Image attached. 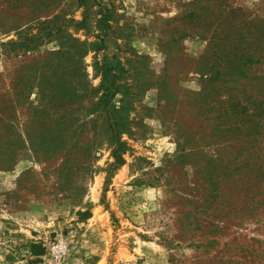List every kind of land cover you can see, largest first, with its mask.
<instances>
[{
  "label": "rangeland",
  "instance_id": "1",
  "mask_svg": "<svg viewBox=\"0 0 264 264\" xmlns=\"http://www.w3.org/2000/svg\"><path fill=\"white\" fill-rule=\"evenodd\" d=\"M263 101L264 0H0V264H264Z\"/></svg>",
  "mask_w": 264,
  "mask_h": 264
},
{
  "label": "trees",
  "instance_id": "2",
  "mask_svg": "<svg viewBox=\"0 0 264 264\" xmlns=\"http://www.w3.org/2000/svg\"><path fill=\"white\" fill-rule=\"evenodd\" d=\"M105 59V58H104ZM106 73L107 74H111V68H109L108 66L106 67ZM107 77V76H106ZM116 79H112L111 83H110V87L114 88V92L112 93V96H116L118 92H120V87L117 85V81H115ZM260 107L262 108V112L261 114L264 116V101L260 104ZM120 149L119 147L114 149L113 151V155L116 158V165H121L125 162L123 156L120 154ZM1 153V150H0Z\"/></svg>",
  "mask_w": 264,
  "mask_h": 264
},
{
  "label": "built area",
  "instance_id": "3",
  "mask_svg": "<svg viewBox=\"0 0 264 264\" xmlns=\"http://www.w3.org/2000/svg\"><path fill=\"white\" fill-rule=\"evenodd\" d=\"M53 257L61 259L68 253V244L65 241L58 243L56 246H52Z\"/></svg>",
  "mask_w": 264,
  "mask_h": 264
}]
</instances>
